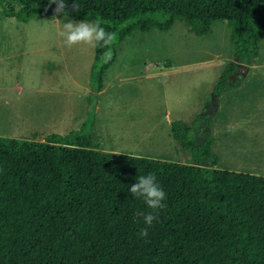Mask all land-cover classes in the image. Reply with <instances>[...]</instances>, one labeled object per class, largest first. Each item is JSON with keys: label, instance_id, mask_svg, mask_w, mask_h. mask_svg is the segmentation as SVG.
<instances>
[{"label": "trees", "instance_id": "trees-1", "mask_svg": "<svg viewBox=\"0 0 264 264\" xmlns=\"http://www.w3.org/2000/svg\"><path fill=\"white\" fill-rule=\"evenodd\" d=\"M66 2L69 19L99 21L116 34L107 62L108 49L93 48L96 93L115 46L134 30L165 32L180 20L202 36L211 23L226 22L233 57L248 61L264 34V0H75L79 10ZM0 4V18L22 23L52 20L55 7L50 0ZM235 69L227 63L216 78L215 100L236 87L228 84ZM90 124L42 142L0 137V264H264V176L215 168L210 136L194 145L180 121L170 122L172 140L209 163L102 152L90 141ZM148 174L166 193V206L143 237L137 213L151 209L129 187Z\"/></svg>", "mask_w": 264, "mask_h": 264}, {"label": "rangeland", "instance_id": "rangeland-1", "mask_svg": "<svg viewBox=\"0 0 264 264\" xmlns=\"http://www.w3.org/2000/svg\"><path fill=\"white\" fill-rule=\"evenodd\" d=\"M59 27L53 19L0 18L1 138L42 142L91 122L87 133L102 152L209 163L172 140L170 122L180 121L194 145L210 136L215 168L264 174V34L248 61L233 57L226 22L211 23L202 36L180 20L165 32L134 30L115 46L96 93L89 79L93 48L65 47ZM227 63L236 66L228 79L236 87L215 100L212 87Z\"/></svg>", "mask_w": 264, "mask_h": 264}, {"label": "clouds", "instance_id": "clouds-1", "mask_svg": "<svg viewBox=\"0 0 264 264\" xmlns=\"http://www.w3.org/2000/svg\"><path fill=\"white\" fill-rule=\"evenodd\" d=\"M50 4H54L52 19L60 26L58 35L62 39V43L67 48L83 45L88 47H102L108 49L105 51L103 58L105 62L111 59V46L116 40V34L108 32L101 26L99 21L85 22L73 21L68 17V8L66 0H50ZM71 8L79 10V6L73 0ZM119 155V154H117ZM129 192L138 199H143L147 208L151 209L147 213H137L143 218L145 227L140 230V235L146 237L148 229L153 222L158 220L159 210L166 205V193L160 187L156 177L148 174L138 177L129 187Z\"/></svg>", "mask_w": 264, "mask_h": 264}, {"label": "crops", "instance_id": "crops-1", "mask_svg": "<svg viewBox=\"0 0 264 264\" xmlns=\"http://www.w3.org/2000/svg\"><path fill=\"white\" fill-rule=\"evenodd\" d=\"M14 88H17V91H21V90H23V88L22 87H20L19 85H17V86H15ZM256 149V148H255ZM258 149V148H257ZM258 150H260V149H258ZM258 150H256V151H258ZM250 152V151H249ZM250 153H254V151L253 150H251V152ZM260 153H262V150H260ZM262 158V157H261ZM235 172V171H234ZM250 174H255V173H250ZM257 175V174H256ZM261 176H264V174L263 175H261Z\"/></svg>", "mask_w": 264, "mask_h": 264}]
</instances>
